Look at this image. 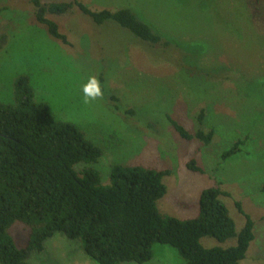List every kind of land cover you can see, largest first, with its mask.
<instances>
[{
	"label": "rangeland",
	"instance_id": "374dc122",
	"mask_svg": "<svg viewBox=\"0 0 264 264\" xmlns=\"http://www.w3.org/2000/svg\"><path fill=\"white\" fill-rule=\"evenodd\" d=\"M79 1L92 11L132 9L165 43L148 44L114 21L98 25L74 7L48 15L67 35L70 45H64L37 21L32 0H0V102L13 104L17 79L29 77L36 100L48 104L56 120L75 124L101 147L103 156L92 166L103 185L111 184L116 164L170 170L158 201L164 215L193 219L201 193L220 187L236 232L246 224L238 204L255 223L240 264H264V0ZM91 75L104 95L85 104L81 86ZM202 111L204 128L215 132L209 145L182 139L168 120L194 133ZM239 140V152L223 159ZM192 160L203 173L188 168ZM9 232L18 247L27 245V225L15 222ZM236 243L201 239L208 249ZM29 263L97 264L81 240L61 233ZM144 264L185 260L176 248L155 244Z\"/></svg>",
	"mask_w": 264,
	"mask_h": 264
},
{
	"label": "trees",
	"instance_id": "16d2710c",
	"mask_svg": "<svg viewBox=\"0 0 264 264\" xmlns=\"http://www.w3.org/2000/svg\"><path fill=\"white\" fill-rule=\"evenodd\" d=\"M32 2L37 21L64 45H70L67 35L48 15H64L74 7L98 25L114 21L148 44L165 43L129 8L92 11L79 0ZM14 92L13 104L0 102V264H30V257L42 253L46 241L57 233L81 240L84 252L97 264H144L153 258L155 244L176 248L185 264H240L246 257L255 239V223L238 204L246 224L236 232L222 201L228 193L220 187L201 193L197 217L182 220L164 215L158 201L167 193L164 178L170 170L116 164L111 184L103 185L100 172L92 166L103 156L101 147L75 124L56 120L48 104L36 100L29 77H19ZM168 120L184 140L206 145L213 141L214 130L204 128V111L194 133L170 116ZM243 144L236 142L223 159L239 152ZM81 164L85 166L77 170ZM187 165L203 173L194 160ZM18 221L30 228L22 248L9 232ZM207 236L221 242L236 238L237 243L208 249L201 244Z\"/></svg>",
	"mask_w": 264,
	"mask_h": 264
},
{
	"label": "clouds",
	"instance_id": "9594fccd",
	"mask_svg": "<svg viewBox=\"0 0 264 264\" xmlns=\"http://www.w3.org/2000/svg\"><path fill=\"white\" fill-rule=\"evenodd\" d=\"M81 91L85 104H90L98 99H102L104 95L101 81L95 75H91L87 78V81L81 86Z\"/></svg>",
	"mask_w": 264,
	"mask_h": 264
}]
</instances>
